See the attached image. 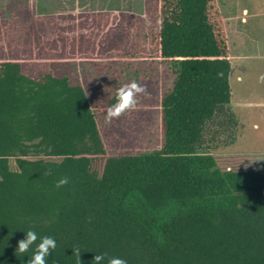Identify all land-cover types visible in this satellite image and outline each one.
I'll use <instances>...</instances> for the list:
<instances>
[{
	"label": "trees",
	"instance_id": "obj_1",
	"mask_svg": "<svg viewBox=\"0 0 264 264\" xmlns=\"http://www.w3.org/2000/svg\"><path fill=\"white\" fill-rule=\"evenodd\" d=\"M3 50L25 57L0 61V264H26L35 242L14 250L28 229L55 238L47 264H77L76 248L81 264L96 252L128 264H264V172L223 169L212 153L239 124L218 0L41 14L33 0L0 20ZM25 58L171 62L161 150L106 156L85 85L33 78Z\"/></svg>",
	"mask_w": 264,
	"mask_h": 264
},
{
	"label": "rangeland",
	"instance_id": "obj_2",
	"mask_svg": "<svg viewBox=\"0 0 264 264\" xmlns=\"http://www.w3.org/2000/svg\"><path fill=\"white\" fill-rule=\"evenodd\" d=\"M32 1L0 0V20L11 18L18 5ZM35 1L39 13L102 9L143 13L145 10V0ZM218 1L224 14L232 62L231 107L239 124L235 128V140L228 145L219 141L220 146L212 153L223 169L253 168L264 172V0ZM11 53L0 52V61L25 57L20 55L22 52ZM173 69L171 62L155 59L22 60L23 72L33 78L52 72L85 85L106 146V156L161 150L164 132L160 102L173 86ZM133 81L143 88L136 93L135 105L107 121L106 111L114 101L117 88ZM103 162L104 157L99 158L96 166L101 167ZM11 167L17 168L14 158Z\"/></svg>",
	"mask_w": 264,
	"mask_h": 264
},
{
	"label": "clouds",
	"instance_id": "obj_3",
	"mask_svg": "<svg viewBox=\"0 0 264 264\" xmlns=\"http://www.w3.org/2000/svg\"><path fill=\"white\" fill-rule=\"evenodd\" d=\"M143 91L142 86L138 85L136 82H130L128 84L121 85L117 88L113 103L107 108L105 119L110 121L113 117L119 116L121 113L127 109L132 108L136 103V93ZM250 162V161H249ZM68 182V177H61L57 182L56 186L59 187ZM25 231V230H24ZM35 246L25 261L26 264H47V259L52 254V251L56 248V240L53 236L42 235L38 237V234L33 229H28L25 231V236L19 239L15 252L28 253L32 246ZM77 256V264H81L79 252L80 249H73ZM106 253L96 252L92 261L95 264H128L127 260L121 256H109L105 261ZM19 257V256H18Z\"/></svg>",
	"mask_w": 264,
	"mask_h": 264
},
{
	"label": "crops",
	"instance_id": "obj_4",
	"mask_svg": "<svg viewBox=\"0 0 264 264\" xmlns=\"http://www.w3.org/2000/svg\"><path fill=\"white\" fill-rule=\"evenodd\" d=\"M102 10H117V9H102ZM93 11H100V10H93ZM69 12H80V11H69ZM133 12V11H132ZM39 13V12H38ZM62 13H68V12H62ZM41 14V13H40ZM246 102V101H245ZM249 102V101H248ZM251 102V101H250ZM260 103V102H259ZM264 103V101H262ZM248 104V103H246Z\"/></svg>",
	"mask_w": 264,
	"mask_h": 264
}]
</instances>
